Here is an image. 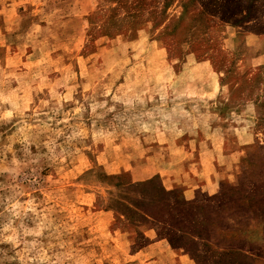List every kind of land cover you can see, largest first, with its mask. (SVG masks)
Returning <instances> with one entry per match:
<instances>
[{
    "label": "rangeland",
    "instance_id": "1",
    "mask_svg": "<svg viewBox=\"0 0 264 264\" xmlns=\"http://www.w3.org/2000/svg\"><path fill=\"white\" fill-rule=\"evenodd\" d=\"M0 264H264V0H0Z\"/></svg>",
    "mask_w": 264,
    "mask_h": 264
}]
</instances>
